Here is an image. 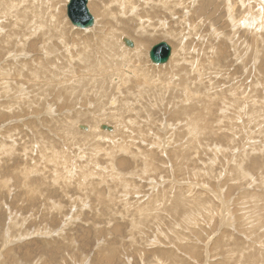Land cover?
Masks as SVG:
<instances>
[{"label":"rangeland","instance_id":"obj_1","mask_svg":"<svg viewBox=\"0 0 264 264\" xmlns=\"http://www.w3.org/2000/svg\"><path fill=\"white\" fill-rule=\"evenodd\" d=\"M9 1L12 0H0L5 4ZM13 1L15 6L11 9V14L9 8V10L5 6L0 8V12L7 15L0 16V28L3 27L0 30L1 83L7 76L6 72H14L18 69L15 68L16 66L20 67L19 62L18 65L12 66L10 64L12 62L8 60L15 57L17 52L19 55H28L25 60L27 62L25 72L22 70L20 72L23 75L35 67L36 75L39 76L37 66L31 64L37 56L39 60L50 59V62L59 65L60 76L71 75V67L76 66V63L74 60L71 61L72 59L68 60L64 48L68 47L72 50L68 52L75 53L71 45L73 42L67 38L69 36L74 40L77 38L74 33L81 31L83 36L77 39L85 40L87 35L93 34V30L91 28L78 30L70 24L64 8L67 0ZM160 1L134 0L132 13L129 10L132 4H129L128 12L124 14L120 3H116L115 0H87L88 11L93 18V27L98 23L96 19L100 16V19L104 18L101 19L102 21L99 20V25L102 23L104 25L101 28L104 33L107 32L106 29H116L119 37L132 41L133 47L134 39L147 38L149 45L142 57V63H138L140 66L136 64V68L143 66L144 70L154 68L152 70L155 71L157 67H163L162 65L155 68L148 59L149 50L160 42H165L171 48V55L173 47L176 48V45L182 47V51L177 54L180 59L179 66L177 65L179 68L173 71L177 74L170 75L171 71L165 72L168 76L166 80L169 83L175 82L174 86L183 78L179 90L176 91L173 86L161 81L162 84L157 82L156 86L159 94L149 93L148 98L146 96L148 93L141 95L144 99L135 94V97L128 96L126 99L123 98L124 93L120 95L111 93V96L107 94L108 98L100 97L104 102L101 106L104 108L105 104H107L106 109L113 106L119 108L115 111V115L121 118L125 109L124 117L135 120L134 123L129 124L127 119L125 127H119L116 136L107 141L109 144H113L111 142L119 144L123 136L130 146L128 149L130 152L117 150L109 160L108 155L103 151L107 145L104 141L100 142L101 145L96 153L94 148L90 150L91 138L84 141L90 145H83L86 143L79 141L82 138L76 134L89 133V127L95 126L97 122H91L89 114L74 117L73 111L77 113V110L85 111L87 107L90 109V105L94 104H92L94 97L86 103L83 101L84 104L78 102L76 109L74 106L71 107L74 109L68 108L71 110L69 112L71 114H68L65 109L62 111L57 109L59 101L56 88L53 90L54 93L49 89L46 95L40 96L41 105L40 102L36 105L33 102L34 104L30 106L27 102L21 101L20 104L23 103L21 107L20 104H16L20 91L17 93L15 91L19 86L13 85L5 90L1 84L0 264H261L260 261L264 260V0H243L247 7L240 6L238 0ZM91 2L97 4L100 15L90 5ZM197 3L206 4L201 14L194 13ZM30 5H33V8ZM228 7L232 10L238 8L235 11L237 15L233 14L232 10L229 12ZM37 8L39 11L42 10V14L45 13L46 22L53 17L49 20L52 22L48 21L50 24H46L48 28L43 33L56 35L51 39L52 41L46 42V45L52 42L50 44L57 48L56 50L49 48L46 51L48 55H45L43 54L45 46H38V49L43 50L41 55L38 53L39 55L35 57L36 54L28 50L32 40L36 41V37L31 38L33 34L29 31L31 25H41L42 21ZM100 11H104V16ZM141 11L145 14H141ZM164 11L167 20L165 26L157 24L161 16L158 19L149 16L150 12L157 15L161 12L163 15ZM50 14L57 17L58 23L62 21L60 27H64L63 34L53 29L55 17L49 16ZM243 22L248 23L242 25ZM125 23L127 27H131L128 31L122 30ZM36 28L39 30H36L35 34L39 36L42 30ZM23 34L26 35L27 41L24 43L21 40L27 46L17 51L18 38H15L18 35L20 39ZM42 36L43 34L40 37ZM59 39L65 41L63 44L65 47L62 44L58 45ZM202 40L208 44L202 42L201 47L213 44L219 48L218 60L216 58L213 65L208 63H212L213 59V57L211 60L208 59V55L212 53L210 48L206 57L199 53V42ZM120 41L125 48L132 49L126 47L122 40ZM184 44L186 48H183ZM6 46L10 50L4 52ZM61 51L64 53L62 54ZM59 54L62 56L59 57ZM50 55L52 58H49ZM29 58H33L32 61ZM28 60L31 61L29 64ZM5 61L10 64L9 67H5L7 63ZM69 61L71 64L68 63ZM77 63L79 66L80 62ZM87 63L79 67L81 73L83 68L89 66ZM200 63L203 64L199 70L200 76L203 74L202 79L192 70L195 67L199 68ZM67 68L70 70L66 71ZM73 68L75 70L72 74L77 71L76 67ZM129 68L135 67L129 66ZM10 77L16 78L13 73H10ZM147 77L149 78V75ZM29 78H32L31 75L24 80ZM111 78L109 81L117 83L116 76ZM153 78L155 79V76ZM195 84L198 85L197 91L192 89L193 86L195 88ZM161 85L165 87L161 88ZM188 86L193 90H191L192 95L184 97L186 93L184 90H188ZM28 88L29 83L24 86V90L20 89L26 94ZM12 96H16L17 100L15 101ZM172 96L174 100H171ZM52 97L57 98L52 108L53 113L48 108L49 104L54 102ZM130 109L133 111L131 112ZM66 117L73 122V126L68 131L62 126ZM192 117L195 118L191 120ZM100 120H94L101 122L96 126L103 124L115 129L114 122ZM188 120L199 122L197 124L199 132L197 134L196 130L193 133L197 134V137L192 145L188 143V138L192 135L191 127L195 125L192 123L191 127L187 126ZM133 124L136 126L134 127ZM131 125L133 128H130ZM79 126H87V130H80ZM97 130L100 134L112 133L99 128ZM185 145L188 146L187 149ZM52 154L56 155L53 160H51ZM110 161L116 164L114 165L116 168L113 167L115 171L121 173L126 171L125 176L122 177L125 179L121 182L125 185L119 186L114 180L111 181V178L100 176L106 172L105 168L108 169ZM81 165L88 168L82 170ZM25 173L27 178L22 179ZM75 174L80 175L81 178H77ZM33 185L35 188L31 189L30 186ZM31 192L36 193L34 197ZM180 194L184 200H179V208L174 206L177 209H168L169 202L173 199L176 201ZM111 252L113 255L110 254ZM110 255L112 257L107 260L106 257ZM226 256H229L228 259L231 258L228 263L225 261Z\"/></svg>","mask_w":264,"mask_h":264},{"label":"bare ground","instance_id":"obj_2","mask_svg":"<svg viewBox=\"0 0 264 264\" xmlns=\"http://www.w3.org/2000/svg\"><path fill=\"white\" fill-rule=\"evenodd\" d=\"M90 1V0H89ZM131 1H133V2H131ZM159 2H161L160 0H158ZM239 1V4H240V6H242V5H244L245 7H247V4L245 3H243V2H245V1H243V0H238ZM262 1V0H261ZM67 2H68V0H67ZM115 2L116 3H120V7L121 8H123V11H124V14L126 13V12H128V8L130 7V5L129 4H132V6L129 8V10L131 11V13H132V8H134V0H115ZM143 2V1H142ZM147 2V1H146ZM145 2V3H146ZM178 2V1H177ZM108 3V2H107ZM110 4H111V2H109ZM137 3V2H136ZM139 3V2H138ZM163 3V2H162ZM162 3H160V4H162ZM184 3V2H183ZM216 3V2H215ZM238 4V5H239ZM39 5V4H38ZM67 5V4H66ZM90 5L94 8V10H96V13H98L99 14V8H97V4H95V2H91L90 3ZM140 5V4H139ZM147 5V4H146ZM170 6H172L171 4H169ZM234 5V4H233ZM3 6H5V8H9L10 9V14H11V9H13L14 8V6H15V1H9V2H6V4L5 3H2V2H0V8H3ZM30 6H32V8H33V5H30ZM88 6H89V4H88ZM161 6V5H160ZM174 6V5H173ZM244 6H242V7H244ZM103 7H105V6H103ZM102 7V8H103ZM167 7V6H166ZM182 7V6H181ZM242 7H240V8H242ZM39 8V7H38ZM38 8H37V10H38ZM65 8V10H66V6L64 7ZM64 8H63V11H64ZM88 8V7H87ZM121 8H120V10H121ZM141 8V7H140ZM152 8V7H151ZM205 8H206V4L204 3V4H200V3H197V6H196V9L194 10V13L195 12H200V14H201V12L203 13V11L205 10ZM8 9V10H9ZM46 9V8H45ZM48 9V8H47ZM136 9V8H135ZM163 9V8H162ZM168 9V8H167ZM185 9V8H184ZM199 9V10H198ZM238 9V8H237ZM237 9H234L233 8V10L230 8L229 9V7H228V11L229 10H232V12H233V14H235V15H237L236 14V10ZM7 10V11H8ZM140 10V9H139ZM158 10H160V9H158ZM39 11V10H38ZM42 11V10H41ZM41 11H39V16H40V18H41V25L39 24L38 26H34V24H32L31 25V28H30V30L29 31H32V33L33 34H31L32 35V37L31 38H33V37H36V41H33L32 39V43L30 44L31 46H29L30 48V50H28V51H30V52H32V53H35L36 55H35V57L37 56V55H39L38 53H40V55H41V51L43 50V49H38V46H40V47H44L45 46V50H44V52H43V54H45V55H48L47 54V50L49 49V50H52L53 48H55V50H56V46H54L53 44H50V43H52V42H50V43H48L47 45H46V42H48L49 40H51V39H54L55 37H56V35L54 34H51V33H49V32H46V33H43V31L46 29V28H48L47 27V25L46 24H50L52 21H49L50 19L52 20L53 19V17L51 18H49V22L50 23H48V21L46 22V19L44 18V16H45V13H43L42 14V12ZM45 11V10H44ZM142 11H143V9H142ZM141 11V14H145V12H142ZM168 11V10H167ZM135 12V11H134ZM230 12V11H229ZM231 12V13H232ZM241 12H242V10H241ZM100 13L101 14H103L102 16H104V11L102 12V11H100ZM163 13V12H162ZM171 13V12H170ZM54 15H55V13H53ZM53 14H50L49 16H52ZM137 14V13H136ZM53 15V16H54ZM100 15V14H99ZM168 15V14H167ZM199 15V14H198ZM231 15V14H230ZM240 15H242V13H240ZM0 16H2V17H6L7 15L6 14H4V13H1L0 12ZM8 16H10L9 14H8ZM149 16H150V18H151V16H155V17H157V19L159 18V20H157V24H161L162 26H165V23L167 22V20L165 19V11H164V14L163 15H161V12H159V14L157 15V14H155L154 12H150L149 13ZM204 16V15H203ZM55 17V16H54ZM97 17H98V15H97ZM233 17V16H232ZM57 17H55L54 19H55V21H53V24H55V26L53 27V29H55V30H59L60 31V33L61 34H63L62 33V28H64V27H60V26H62V21H60L59 23H58V20L56 19ZM132 18V17H131ZM154 18V17H153ZM201 18V17H200ZM13 19V18H12ZM102 20L104 19V18H101ZM100 19V16H99V18L98 19H96V21L98 22L94 27H93V25L91 26V27H89V28H91L92 30H93V34H91V35H87V38L84 40V38H83V40H79L80 39V36L82 35L83 36V33H81V31L80 32H75L74 34H76L77 35V38H79V39H77L76 37V39H74V40H72L71 39V37H69L68 36V38L67 39H69L70 38V40L73 42L71 45H72V49L74 50V53L75 54H72L71 52H68V51H72V50H69V48L68 47H65V45H63L64 43H65V41L64 40H57V43H58V45L59 44H62L65 48H64V52H66V57L67 58H69L68 60H71V61H75V63H76V66H72L71 67V71H72V73H73V70H75V68H73V67H76V70L77 71H75V73L74 74H72L71 73V75L70 74H68V75H66V76H68V77H66L65 75H59V73H58V71H60L59 70V68H58V66H57V64L55 65L53 62H50V59H45V61L43 60H39V58H38V56L36 57V60L35 59H33V61H32V59L31 58H29V60H31V61H29L28 60V64L31 62V64H34V66L36 65L37 66V69L39 70V76L37 77V70H35L34 68L33 69H31L30 71H26V73L23 75V73H20L21 72V70H22V72L24 71L25 72V70H24V68H26V64H27V62H25V60H26V58H28V55L27 54H24V55H19L18 54V52H17V54L15 55V57H13V58H9L8 60L10 61V62H12V63H10L12 66L14 65V64H17L18 62L20 63V67H15V68H18L19 69V73H18V69H15L14 70V72H6V74H7V76L5 77V79L2 81V83H1V81H0V86H1V84H3V87H4V89L5 90H8L9 89V87H12L13 85L15 86V85H18L19 86V88H18V90L17 91H15V93H17V92H19L20 91V94H19V97H18V100H17V98H16V96H12V98L13 99H15V101L17 102L16 104H20V102L21 101H25V102H27V104H29L30 106H31V104L33 103V102H35V105L38 103V102H40V100H41V98H40V96L42 97V95H46L47 94V92H48V90L49 89H51V91H53L54 90V88H56L57 89V95L56 96H58V101H59V108H57V109H60V111H62L63 109H65V111L66 112H68V114H71V113H69V112H71V110L70 109H76V105L78 104V102H80V104L83 102V101H85V103H86V101H89V99H91L92 100V98L94 97V102H92V104L93 105H90L91 106V108L90 109H88V107H87V109L85 110V111H81V110H77V113L75 112V111H73L75 114H74V117L75 116H78V115H86V114H89V118L91 119V122H93V123H96V124H94L95 126H90L89 128H90V130H89V133H86V134H76V136H78L79 138H82V139H79V141L81 140L82 142H84L85 140H87L88 138H91L90 140V142H92L91 143V148H90V150H92L93 148H94V153H96V151H98L97 149H99V146L101 145V141H104L106 144V147L104 148V146H103V148H104V152H105V154H107L108 155V159L110 160L111 158H113V156L116 154L115 152H117V150L118 151H121V150H124L123 152H130V150H128L129 149V147L130 146H128V143L125 141V139L123 138V136H122V132H120L121 134V136H122V140L120 139V138H118V139H120L121 140V142L119 143V144H115V142H111V143H113V144H109V143H107V141L110 139V138H112V137H115L116 136V132H117V129L119 130V127H122V128H124L125 126H124V124H126L125 123V121L128 119H126V117H124V116H126L125 115V113H124V111H126L125 109H124V111H123V115H122V118L121 117H118V115H115V111H117V109H119V108H115V106H113L112 108H107L106 109V106H107V104H105L104 106H105V108L103 107V106H101V104L102 103H104V102H102L101 101V99H100V97H104L105 98V96L107 97V94L108 95H110L111 96V93H118L119 95H120V93H124V96H123V98H126V99H128L127 97L129 96V97H131V96H134L135 97V95H139V97H141V95H143L144 96V94L145 93H148L146 96H147V98H148V95H149V93L150 94H153V93H158V90L159 89H157V84L159 83H161L162 84V82H167L166 84H168V85H171V86H173L172 88L173 89H176V91L177 90H179V88L178 87H180L182 84L181 83H183L181 80L183 79H179V81H178V84H176L175 86L173 85L174 83H172V81L169 83V81L168 80H166L167 78H168V76H167V74L165 73V72H170L171 71V74L170 75H172V74H177L176 72H174L173 73V71H177V69L179 68L178 66V64H179V58L177 57V54H178V52H180V51H182V47L181 46H175L176 48H174L173 47V53H172V55H170V57H169V59H168V61L166 62L167 63V66H165V64H162L163 65V67H157L156 68V66H162V65H155V68L157 69H155V71H153L152 69H154V68H146L145 70H144V67L142 66L141 68H136V64H138V63H142V57L144 56V52H145V50H146V47L149 45V43H148V40H146L147 38H145V40H138V39H134V42H135V44H134V47H132V49H127V48H125L124 46H123V44H121V41L120 40H122L121 38L122 37H119L118 36V33H117V31H116V29H106L107 30V32H105L104 33V30H102L101 28L104 26L103 25V23L102 24H100L99 25V20H101ZM244 19H248V17H244ZM22 20V19H21ZM21 20H20V22H21ZM101 20V21H102ZM134 20V19H133ZM234 20V19H233ZM46 23H45V22ZM122 21V20H121ZM150 21H152V20H150ZM14 22V21H13ZM12 22V23H13ZM120 22V21H119ZM118 22V23H119ZM170 22V21H169ZM186 22V21H185ZM10 23V22H9ZM117 23V24H118ZM171 23V22H170ZM169 23V24H170ZM204 23V22H203ZM246 23H248V22H246ZM246 23H244L243 22V24L242 25H245ZM44 24V25H43ZM61 24V25H60ZM67 25H68V22L66 23ZM141 24V23H140ZM195 24V23H194ZM194 24H192V25H194ZM227 24V23H226ZM27 24H25V26H26ZM119 25V24H118ZM184 25V24H183ZM189 25V24H188ZM28 26V25H27ZM100 26V27H99ZM148 26H150V25H148ZM154 26V25H153ZM169 26V25H168ZM167 26V27H168ZM178 26V25H177ZM29 27V26H28ZM36 27H38V28H40V30H42V32H41V34H43V36L42 37H40L41 36V34H39V36H38V34L36 35L35 34V32H36V30L38 31L39 29H37ZM99 27V28H98ZM159 27H161V26H159ZM170 27V26H169ZM1 28H3V27H1ZM1 28H0V30H1ZM5 28V27H4ZM7 28V27H6ZM131 27H127L126 26V23L124 24V27H123V31H128V29H130ZM140 28V27H139ZM147 28V27H146ZM156 28V27H155ZM178 28V27H177ZM191 28H193V27H191ZM9 29V28H8ZM77 29V28H76ZM85 29H88V28H85ZM85 29H81V30H85ZM120 29V28H119ZM118 29V30H119ZM143 29V28H142ZM174 29V28H173ZM195 29V28H194ZM78 30H80V29H78ZM111 30V31H110ZM136 30V29H135ZM144 30V29H143ZM158 30V29H157ZM156 30V31H157ZM160 30V29H159ZM3 31V30H2ZM7 31V30H6ZM28 31V32H29ZM119 31H121V30H119ZM118 31V32H119ZM148 31V30H147ZM168 31L170 32V30L168 29ZM177 31H179V30H177ZM13 32V31H12ZM24 32V31H23ZM40 32V31H39ZM38 32V33H39ZM130 32V31H129ZM155 32V31H154ZM158 32V31H157ZM1 33V32H0ZM8 33V32H7ZM22 33V32H21ZM151 33V32H150ZM156 33V32H155ZM172 33V32H171ZM174 33H176V32H174ZM182 33L183 34H185L183 31H182ZM9 34V33H8ZM7 34V36L9 37V35ZM14 34V33H13ZM29 34H30V32H29ZM35 34V35H34ZM61 34H57L58 36L59 35H61ZM87 34H89L88 33V31H87ZM120 34V33H119ZM177 34V33H176ZM16 35V34H15ZM27 35H28V33H27ZM134 35V34H133ZM150 35V34H149ZM149 35H147V36H149ZM158 35V34H157ZM160 35L162 36V34H161V32H160ZM170 35V34H169ZM1 36H3V35H1ZM11 36V35H10ZM74 36V35H73ZM139 36V35H138ZM165 36V35H164ZM171 36V35H170ZM169 36V37H170ZM179 36H180V34H179ZM30 37V36H29ZM40 37V38H39ZM43 37H44V40H43ZM53 37V38H52ZM89 37H91V38H89ZM143 37H145V36H143ZM150 37V36H149ZM157 37V36H156ZM166 37V36H165ZM190 37V36H189ZM214 37V36H213ZM18 38V45H16V48H17V51H20L21 50V48H23V46H25L26 44H24L25 43V41H27L26 40V35L25 34H23L22 36H21V38L19 39V36L17 35V37L15 38V39H17ZM74 38V37H73ZM141 38V37H140ZM175 38V37H174ZM23 40V42H22V40ZM66 39V40H67ZM169 39V38H168ZM171 39V38H170ZM173 39V38H172ZM214 39V38H213ZM7 40V39H6ZM29 40V39H28ZM69 40V41H70ZM179 40V39H178ZM201 40V39H200ZM12 41V40H11ZM52 41V40H51ZM151 41V40H150ZM169 41V40H168ZM182 41V40H181ZM204 41L205 40H202L201 42H199V46H200V48H203V49H198L199 50V53H201L204 57H206L207 55H208V53H209V50H208V48H210L211 50H212V53L210 52V54L208 55V59L209 60H211L212 59V57H213V59H212V63H210V62H208L209 64H211V65H213V63L215 62V60H216V58H217V56H219V48H217V46L216 45H205L204 47H201V43L203 42L204 43ZM5 42V41H4ZM132 42V41H131ZM6 44H7V42H5ZM4 43V44H5ZM39 43H41L40 45H38ZM57 43H54V44H57ZM67 43H68V41H67ZM181 44H182V42H181ZM204 44H208V43H204ZM2 45V44H1ZM12 45V44H11ZM95 46V48L93 47V46ZM179 45V44H178ZM185 45L186 44H184L183 45V48H186L185 47ZM197 45V46H198ZM5 46V45H4ZM27 46V45H26ZM7 47V46H6ZM60 47V46H59ZM215 47H216V49H215ZM3 48H5V47H3ZM214 48V49H213ZM226 48V47H225ZM2 49V48H1ZM60 49H61V47H60ZM71 49V48H70ZM9 51L10 49L7 47L6 49H4V52L5 51ZM197 50V49H196ZM38 51H40V52H38ZM60 51V50H59ZM3 52V51H2ZM25 52V51H24ZM37 52V53H36ZM63 52V53H64ZM61 53H62V51H61ZM62 53V54H63ZM223 53V52H222ZM9 54V53H8ZM49 54H51L50 52H49ZM4 55V54H3ZM22 56V57H21ZM60 56H62V55H60L59 54V57ZM97 56H99V57H97ZM101 56V57H100ZM2 57V56H1ZM7 57V56H6ZM40 57V56H39ZM45 57V56H44ZM47 57V56H46ZM52 58V55H50L49 56V58ZM53 57H55L54 55H53ZM247 57V56H246ZM41 58H43V57H41ZM63 58V57H62ZM198 58H199V56H198ZM4 59V58H3ZM11 59H13V60H11ZM57 59V58H56ZM56 59H54V60H56ZM201 59H203V58H201ZM242 59V58H241ZM0 60H1V58H0ZM217 60H218V58H217ZM52 61V60H51ZM57 61V60H56ZM66 61V60H65ZM77 61H79L80 62V65L78 66V63H77ZM88 61H90L89 63H87ZM205 61V60H204ZM241 61H243V60H241ZM5 62H7V61H5ZM85 62L91 67V68H88L89 66H87L86 67V69L85 68H83L82 69V73H81V70L79 69V67L80 66H83V65H85ZM216 62H218V61H216ZM64 63V62H63ZM69 64H71L70 63V61L68 62ZM73 63V62H72ZM219 63V62H218ZM217 63V64H218ZM5 64V63H4ZM8 62L6 63V65H5V67L7 66V67H9L8 65H10ZM60 64V63H59ZM196 64V63H195ZM244 64H245V62H244ZM18 65V64H17ZM63 65V64H62ZM74 65V64H73ZM120 67H119V66ZM124 65V66H123ZM142 65V64H141ZM154 65V64H153ZM178 65V66H177ZM184 65V64H183ZM203 64H201L200 63V66H199V68L198 67H195V68H193L192 70L196 73V74H198V76H200V73H199V70L203 67L202 66ZM216 65V64H215ZM27 66H30V65H27ZM68 66V65H67ZM70 66V65H69ZM129 66L130 67H135L134 69H131V68H129ZM138 66H140V64H138ZM181 66V65H180ZM202 66V67H201ZM208 66H210V65H208ZM218 66V65H217ZM2 67H3V65H2ZM4 67V69H7V68H5ZM31 67V66H30ZM193 67V66H192ZM28 69H29V67H27ZM64 68V67H63ZM162 68H164V69H162ZM27 69V70H28ZM68 69V68H67ZM181 69V68H180ZM1 70H3V68L1 69ZM11 70V69H10ZM13 70V69H12ZM70 69H68V70H66V71H69ZM139 70H141V72L139 71ZM89 71V72H88ZM185 71H187V70H185ZM193 71H192V73H193ZM205 72V71H204ZM10 73H13V76L14 77H16L15 79H13V78H11L10 77ZM18 73V74H17ZM62 73V72H61ZM252 73V72H251ZM1 74V73H0ZM31 75V77L32 78H29V79H27V80H24L26 77L28 78L30 75ZM67 74V73H66ZM178 74H180V73H178ZM182 74V73H181ZM41 75H43V77H41ZM147 75H149V78L147 77ZM156 75H158L157 77H156ZM203 75V74H202ZM201 75V76H202ZM206 75V74H205ZM114 76H116L117 78H116V80H117V83H112L111 82V80L109 81V79L111 78V77H114ZM146 76V77H145ZM155 76V79L153 78ZM184 76V75H183ZM201 76H200V78H201ZM141 77H143L142 79L143 80H141ZM171 77V76H170ZM181 77V76H180ZM230 77V76H229ZM175 78H176V76H175ZM194 78V77H193ZM192 78V79H193ZM200 78H198V80H200ZM205 78V77H204ZM112 79V78H111ZM157 79V80H156ZM170 79V78H169ZM197 79V78H196ZM202 79V78H201ZM14 80V81H13ZM194 80V79H193ZM12 81V82H11ZM162 81V82H161ZM196 81V80H195ZM207 81H209V80H207ZM211 81V80H210ZM109 82H111V83H109ZM158 82V83H157ZM193 82V81H192ZM196 82H200V81H196ZM14 83V84H13ZM29 83V88H28V90H26V94H24L25 92H22V90L20 89V88H23V90H24V86L26 85V84H28ZM201 83V82H200ZM22 84V85H21ZM181 84V85H180ZM196 84H199V83H196ZM195 84V88H194V86H193V90L195 89H197V87H198V85H196ZM184 85V84H183ZM194 85V84H193ZM203 85V84H202ZM212 85H214V84H212ZM192 86V85H191ZM161 88L162 87H165V86H163V85H161L160 86ZM183 87V86H182ZM181 87V88H182ZM15 88V87H14ZM171 88V90H173ZM184 88V87H183ZM147 89V90H146ZM184 89H187V87L186 88H184ZM191 89V90H192ZM202 89V88H201ZM146 90V91H145ZM170 90V89H169ZM181 90V89H180ZM190 89H189V86H188V90H184L186 93H185V95H184V97L185 96H191L192 94V91H191ZM198 90H200L199 88H198ZM161 91V90H160ZM163 91V90H162ZM197 91V90H196ZM195 91V92H196ZM55 91H53V93H54ZM167 92V91H166ZM165 92V93H166ZM169 92V91H168ZM200 92V91H199ZM198 92V93H199ZM2 93V92H1ZM161 93V92H160ZM171 93H172V91H171ZM175 93H179V92H175ZM49 94V93H48ZM135 94V95H134ZM159 94V93H158ZM194 94V93H193ZM206 94V93H205ZM221 94V93H220ZM54 95V94H53ZM170 95H172V94H170ZM174 95V94H173ZM178 96H179V94H177ZM197 95H199V94H197ZM223 95V94H222ZM228 95V94H227ZM121 96H122V94H121ZM142 96V97H143ZM160 96H161V94H160ZM28 97H31V98H28ZM109 97V96H108ZM107 97V98H108ZM116 97V96H115ZM138 97V98H139ZM141 97V98H142ZM199 98H200V95L198 96ZM205 97V96H204ZM11 98V97H10ZM47 98V97H46ZM52 98H54V97H52ZM81 98V99H80ZM153 98V100H154V97H152ZM161 98V97H160ZM173 98V99H172ZM172 98H171V100H174V97L172 96ZM193 98H194V96H193ZM221 98V97H220ZM48 99V98H47ZM117 99V98H116ZM119 99V98H118ZM125 99V100H126ZM135 98H133V100H134ZM140 99V98H139ZM142 99H144V98H142ZM142 99H140V100H142ZM164 99V98H163ZM197 99V98H196ZM203 99V98H202ZM206 99V98H205ZM8 100H10V99H8ZM103 100V99H102ZM124 100V101H125ZM129 100H130V98H129ZM140 100H139V102H140ZM147 100V99H146ZM169 100H170V98H169ZM177 100V99H176ZM200 100V99H199ZM219 100V99H218ZM47 101V100H46ZM45 101V102H46ZM54 102L53 103H50L49 104V107L48 108H50V111H52V108L54 107V104L57 102V98L55 97L54 98V100H53ZM145 101V100H144ZM143 101V102H144ZM158 101H160L159 100V97H158ZM168 101V100H167ZM109 102V101H108ZM130 102V101H129ZM133 102V101H132ZM165 103H166V101H164ZM171 102H173V101H170V103ZM180 102V101H179ZM114 103V105H115V102H113ZM112 103V104H113ZM120 103V102H119ZM124 103V102H123ZM128 103V102H127ZM135 103V102H134ZM168 103V102H167ZM198 103V102H197ZM242 103V102H241ZM15 104V103H14ZM13 104V105H14ZM22 104L23 103H21L20 105H21V107H22ZM34 104V103H33ZM79 104V105H80ZM82 104H84V103H82ZM132 104V103H131ZM141 105L140 106H142V103H140ZM188 104V103H187ZM208 104V103H207ZM228 104V103H227ZM40 105H41V102H40ZM78 105V106H79ZM125 105H126V103H125ZM139 105V104H138ZM172 105V104H171ZM210 105V104H209ZM17 106V105H16ZM19 106V105H18ZM17 106V107H18ZM38 106V105H37ZM45 106H47V104L45 105ZM74 106V108H71V107H73ZM109 106V105H108ZM118 106V105H117ZM126 106H128V105H126ZM155 106V105H154ZM173 106V105H172ZM187 106V105H186ZM24 107V106H23ZM26 107V106H25ZM35 107V106H34ZM33 107V108H34ZM119 107V106H118ZM130 107V106H129ZM180 107H182V106H180ZM185 107V106H184ZM199 107V106H198ZM203 107V106H202ZM210 107V106H209ZM68 108H70V109H68ZM78 108V107H77ZM83 108V107H82ZM125 108V107H124ZM132 108V107H131ZM169 108V107H168ZM171 108V107H170ZM169 108V109H170ZM174 108H175V106H174ZM190 108V107H189ZM26 109H28V108H26ZM37 109H38V107H37ZM80 109V108H79ZM122 109V108H121ZM136 109H138V108H136ZM143 109H145V108H143ZM179 109V108H178ZM192 109V108H191ZM208 109V108H207ZM140 110V109H139ZM181 110H182V108H181ZM197 109L195 108V111H196ZM130 111L132 112L133 111V109H130ZM141 111V110H140ZM168 111V110H167ZM178 111V110H177ZM190 111V110H189ZM192 111H193V109H192ZM191 111V112H192ZM203 111V110H202ZM201 111V112H202ZM230 111V110H229ZM35 112H37L38 113V111H35ZM128 112V111H127ZM181 112H183V111H181ZM52 113H53V111H52ZM96 113V115H94ZM185 113V112H184ZM187 113V112H186ZM190 113V112H189ZM189 113L187 114V115H189ZM206 113V112H205ZM36 114V113H35ZM67 114V113H66ZM121 114V113H120ZM145 114H147V112H145ZM191 114V113H190ZM193 114V113H192ZM3 115V114H2ZM194 115V114H193ZM216 115V114H215ZM72 116H73V114H72ZM148 116V115H147ZM168 116V115H167ZM183 116V115H182ZM67 119H64L63 120V127H64V130L65 131H68V129H71V127L73 126V122L70 120V118L69 117H66ZM73 118V117H72ZM138 118V117H137ZM141 118V117H140ZM148 118H149V116H148ZM152 118V117H151ZM195 118V117H194ZM193 117H192V119L191 120H193L194 119ZM89 119V120H90ZM97 120V119H102V120H107L108 122L110 121L111 123L112 122H114L115 124H116V126H115V129L113 130V128H111V127H109L111 130L110 131H108V132H112L111 134L109 133V134H106V133H103V134H100V133H98L97 131V128H99V130H102L100 127L101 126H103V124L102 125H99V126H96L97 124H99V123H101V122H99V121H94V120ZM176 119H177V117H176ZM190 119V118H189ZM216 119V118H215ZM129 120V119H128ZM150 121H151V119H149ZM169 120V119H168ZM229 120V119H228ZM71 121V122H70ZM101 121V120H100ZM134 121L135 120H129L127 123H134ZM173 121V120H172ZM189 121V120H188ZM185 122H186V120H185ZM220 122V121H219ZM229 122V121H228ZM65 123H67L66 125H65ZM148 122H146V124H147ZM167 123V122H166ZM179 123V122H178ZM194 124L195 126L194 127H191L192 125H190V124ZM199 122L198 121H192V122H190L189 121V123H188V125L187 126H189V127H191V129H192V131H191V134L192 135H190V137L188 138V143L190 144V145H192L191 143H193L194 142V140H195V138L197 137L196 135L198 134V132H199V128H198V126H197V124H198ZM148 124H150V122L148 123ZM134 125V127L136 126L135 124H133ZM133 125H131L130 126V128L133 126ZM16 126V125H15ZM105 126V125H104ZM139 126V125H138ZM137 126V127H138ZM140 126H141V124H140ZM139 126V127H140ZM186 126V127H187ZM82 127H84V126H82ZM106 127H108V126H106ZM141 127H143V126H141ZM32 128V127H31ZM78 128V127H77ZM133 128V127H132ZM166 128H170V127H166ZM140 129V128H139ZM164 129H165V127H164ZM179 129V128H178ZM85 130H87V126L86 127H84V129H83V131H85ZM113 130V131H112ZM136 130V129H135ZM181 130V129H180ZM197 130V134H193V133H195V131ZM103 131H106V130H103ZM95 132V133H94ZM138 132V131H137ZM72 133V132H71ZM78 133V132H77ZM85 133V132H84ZM125 133V132H124ZM145 133V132H144ZM127 134V133H126ZM136 134V133H135ZM25 135H27V134H25ZM93 136H95V137H93ZM98 136V137H97ZM120 136V137H121ZM77 137V138H78ZM139 137V136H138ZM144 138V137H143ZM168 139V138H167ZM62 140V139H61ZM74 141V140H73ZM80 141V142H81ZM114 141V140H113ZM181 142V141H180ZM198 142V141H197ZM75 143V142H74ZM84 143H86V142H84ZM187 143V144H188ZM83 145H90L89 143H86V144H83ZM181 145V144H180ZM194 145V144H193ZM41 146V145H40ZM69 146V145H68ZM151 146V145H150ZM185 147H186V149H187V147L188 146H186L185 145ZM189 147H191V146H189ZM242 147V146H241ZM33 148V147H32ZM102 148V149H103ZM178 148V147H177ZM25 150V149H24ZM182 150V149H181ZM200 150V149H199ZM134 150H132L131 152L134 154V152H133ZM182 151H184V150H182ZM31 152V151H30ZM180 153H181V151H180ZM64 154V153H63ZM89 154H90V152H89ZM92 154H93V151H92ZM128 154V153H127ZM41 155V154H40ZM65 155V154H64ZM63 155V156H64ZM101 155V154H100ZM107 155H105L106 157H107ZM66 156V155H65ZM104 156V157H105ZM135 156L136 155H134V158H135ZM154 156V155H153ZM182 156V155H181ZM56 157V155L55 154H52V158L49 156V158H51V160H53V158H55ZM180 157V156H179ZM26 158V157H25ZM27 159V158H26ZM47 159V158H46ZM95 159H96V157H95ZM144 159H146V158H144ZM179 159V158H178ZM148 160H149V158H148ZM66 161V160H65ZM121 161V160H120ZM119 161V162H120ZM52 162V161H51ZM17 163V162H16ZM110 164L108 165V169H106L105 168V173L103 174V175H100V176H102V177H104V178H111V181H115V183H117L119 186H121V185H125L124 183H121L124 179H122V177H123V175L125 176V173L124 172H126V171H123L122 173L120 172V171H115L116 169V164H114V163H112L111 161L109 162ZM146 163V162H145ZM149 162H147V164H148ZM113 164V165H112ZM121 164V163H120ZM125 164V163H124ZM123 164V169H124V165ZM192 164V163H191ZM47 165V164H46ZM57 165V164H56ZM87 165V164H86ZM115 165V166H114ZM148 165H150V164H148ZM84 166V165H83ZM82 165H81V167L80 168H83L82 170H84L85 168H88V167H83ZM94 166V165H93ZM92 166V167H93ZM113 167H115V168H113ZM150 167V166H149ZM12 168H14V167H12ZM21 168V167H20ZM19 168V169H20ZM55 168V167H54ZM101 168V167H100ZM148 168V167H147ZM146 168V169H147ZM11 170V169H10ZM29 170V169H28ZM75 170V169H74ZM129 170V169H128ZM47 171V170H46ZM62 171V170H61ZM48 172V171H47ZM53 172V171H52ZM78 172V171H77ZM118 172V173H117ZM18 173V172H17ZM24 173V172H23ZM70 173V172H69ZM79 173V172H78ZM128 173V172H127ZM19 174H20V172H19ZM29 174V173H28ZM53 174H55V173H53ZM71 174V173H70ZM83 174V173H82ZM116 174V175H115ZM23 175V174H22ZM61 175V174H60ZM73 175V174H72ZM80 175H81V173H80ZM80 175L79 176H77V174H75V176H77V178L78 177H80ZM84 175H85V173H84ZM118 175V176H117ZM36 176V175H35ZM91 176H93V175H91ZM23 178L22 179H24L25 177L27 178V176H26V173H25V176H22ZM55 177H57V176H55ZM45 178V177H44ZM81 178V177H80ZM83 178V177H82ZM65 179V178H64ZM95 179V178H94ZM127 179V178H126ZM26 180V179H25ZM81 180V179H80ZM120 180V181H119ZM41 181V180H40ZM67 181V180H66ZM82 181H83V179H82ZM88 181V180H87ZM105 181V180H104ZM103 182V181H102ZM20 183V182H19ZM24 183V182H23ZM30 183V182H29ZM86 183V182H85ZM120 183V184H119ZM87 184V183H86ZM180 184V183H179ZM28 185V184H27ZM31 185V184H30ZM63 185H64V183H63ZM41 185H39V187H40ZM66 186V185H65ZM31 187V189H32V187L33 188H35V186L33 185V186H30ZM36 187H38L37 185H36ZM78 187V186H77ZM84 187V186H83ZM82 187V188H83ZM90 187V186H89ZM127 187V186H126ZM27 188V187H26ZM25 188V189H26ZM124 188H125V186H124ZM39 189V188H38ZM123 189V188H122ZM30 190V189H29ZM45 190V189H44ZM80 190V189H79ZM38 190H36V192H37ZM40 191V190H39ZM63 191V190H62ZM30 192V191H29ZM34 192V191H33ZM33 192H31V193H33ZM79 192V191H78ZM85 192V191H84ZM26 193V192H25ZM30 193V194H31ZM38 193V192H37ZM83 193V192H82ZM34 195H33V197L35 196V194L36 193H33ZM40 194H41V192H40ZM176 194V193H175ZM39 195V194H38ZM42 195V194H41ZM86 195V194H85ZM164 195H166V194H164ZM31 196V195H30ZM38 197V196H37ZM41 197V196H40ZM168 197V196H167ZM173 197V196H172ZM42 198V197H41ZM98 198V197H97ZM34 199V198H33ZM40 199V198H39ZM43 199V198H42ZM164 199V198H163ZM170 199V198H169ZM105 200V199H104ZM123 200V199H122ZM129 200V199H128ZM152 200V199H151ZM162 200V199H161ZM171 200H172V198H171ZM171 200H169V201H171ZM179 200H184V199H182V194H180L178 197H177V200L175 201L174 199L171 201V202H169L170 204H169V207L170 208H168V209H171V208H175L174 206H177L178 207V202H179V204H180V201ZM32 202H33V200H32ZM36 202V201H35ZM189 202V201H188ZM102 203V202H101ZM149 203V202H148ZM93 204V203H92ZM124 204V203H123ZM150 204V203H149ZM152 204V203H151ZM182 204V203H181ZM244 204V203H243ZM90 205V204H89ZM125 205V204H124ZM147 205V204H146ZM55 207V206H54ZM45 208V207H44ZM51 208V207H50ZM146 208V207H145ZM144 208V209H145ZM179 208V207H178ZM243 208V207H242ZM148 209V208H147ZM146 209V210H147ZM175 209H177V208H175ZM179 210V209H178ZM170 211H172V210H170ZM172 212H174V211H172ZM177 212V211H176ZM183 216V215H182ZM238 216V215H237ZM242 223V222H241ZM57 225V224H56ZM11 231V230H10ZM14 231V230H13ZM12 231V232H13ZM15 234V233H14ZM48 235V234H47ZM8 237V236H7ZM19 237V236H18ZM178 239V238H177ZM9 240V239H8ZM9 243V242H8ZM237 245L239 244V243H236ZM6 246V245H5ZM3 249H5V248H3ZM235 249H237L238 250V248L237 247H235ZM147 251V250H146ZM230 251H232V249L230 250ZM114 252V251H113ZM113 252H111L110 254H112ZM170 252V251H169ZM261 252V251H260ZM4 253V252H3ZM262 253V252H261ZM7 255H9V254H7ZM113 255V254H112ZM162 255V254H161ZM4 256V255H3ZM170 256V255H169ZM6 257H8L9 258V256H6ZM29 257V256H28ZM112 256L110 255V256H107L106 258H107V260H109L110 258H111ZM114 257V256H113ZM228 257L229 256H226V259H225V261L228 263L229 262V260L231 259H228ZM231 257V256H230ZM4 258V257H3ZM172 258V257H171ZM7 259V258H6ZM162 259H164V258H162ZM4 260V259H3ZM160 260V259H159ZM171 260V259H170ZM25 261V260H24ZM172 261V260H171ZM264 260H261L260 261V263L261 264H264V262H263ZM12 262V261H11ZM10 262V263H11ZM3 263V262H2ZM15 263V262H14ZM186 263V262H185ZM45 264V263H44Z\"/></svg>","mask_w":264,"mask_h":264},{"label":"water","instance_id":"obj_3","mask_svg":"<svg viewBox=\"0 0 264 264\" xmlns=\"http://www.w3.org/2000/svg\"><path fill=\"white\" fill-rule=\"evenodd\" d=\"M66 17L70 24L77 29L89 28L93 25V18L87 8V0H68L66 5ZM122 42L128 48H132L133 44L126 38H122ZM171 55V48L165 43L160 42L154 45L148 52V59L151 64H165ZM102 130L110 131L106 126L100 127ZM80 130L84 127L79 126Z\"/></svg>","mask_w":264,"mask_h":264}]
</instances>
